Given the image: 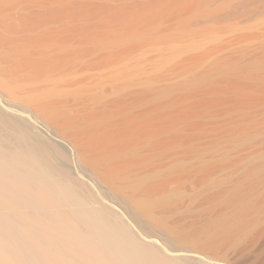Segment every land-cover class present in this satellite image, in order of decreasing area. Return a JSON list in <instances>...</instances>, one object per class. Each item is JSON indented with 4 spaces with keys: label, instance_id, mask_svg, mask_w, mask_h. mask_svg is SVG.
I'll use <instances>...</instances> for the list:
<instances>
[{
    "label": "rangeland",
    "instance_id": "1",
    "mask_svg": "<svg viewBox=\"0 0 264 264\" xmlns=\"http://www.w3.org/2000/svg\"><path fill=\"white\" fill-rule=\"evenodd\" d=\"M0 110L141 242L264 264V0H0Z\"/></svg>",
    "mask_w": 264,
    "mask_h": 264
},
{
    "label": "bare ground",
    "instance_id": "2",
    "mask_svg": "<svg viewBox=\"0 0 264 264\" xmlns=\"http://www.w3.org/2000/svg\"><path fill=\"white\" fill-rule=\"evenodd\" d=\"M23 26L32 30L36 22L25 18ZM65 153L25 119L0 110V264H197L141 242L72 177ZM127 208L145 230L156 232L148 215Z\"/></svg>",
    "mask_w": 264,
    "mask_h": 264
}]
</instances>
